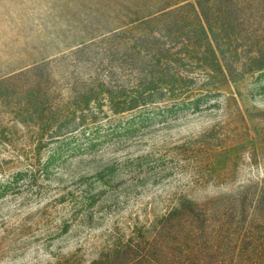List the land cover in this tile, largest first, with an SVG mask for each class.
<instances>
[{
	"label": "rangeland",
	"instance_id": "374dc122",
	"mask_svg": "<svg viewBox=\"0 0 264 264\" xmlns=\"http://www.w3.org/2000/svg\"><path fill=\"white\" fill-rule=\"evenodd\" d=\"M156 1L0 0V264H264V0L203 6L230 18L229 83L198 69L181 100L76 109L110 24Z\"/></svg>",
	"mask_w": 264,
	"mask_h": 264
},
{
	"label": "trees",
	"instance_id": "16d2710c",
	"mask_svg": "<svg viewBox=\"0 0 264 264\" xmlns=\"http://www.w3.org/2000/svg\"><path fill=\"white\" fill-rule=\"evenodd\" d=\"M206 1H156L126 8L132 16L117 17V24H110L108 40L116 44L107 49L105 74L102 76L97 70L91 72L90 76L98 77H90L89 84L75 93L76 109L88 108L103 97L110 99L120 114L164 98L181 100L191 93L190 77L192 71L198 69L216 80L217 87L233 80L236 70L235 62L230 61V42L234 37L225 29L230 18L210 14L212 9L208 8L205 12ZM253 60L259 63L255 61L259 56ZM256 69H264V65ZM116 76L121 77L123 83L114 82ZM107 79L116 92L112 93L109 87L101 84ZM124 251L107 257V261L99 258L91 264H119L121 258V264H159L161 260L159 255L153 259L138 255L127 260V254L122 257ZM169 251L173 254L167 257L169 264H196L186 255L192 250L169 246ZM207 261L202 259L198 264H213ZM230 264L239 262L231 259Z\"/></svg>",
	"mask_w": 264,
	"mask_h": 264
}]
</instances>
